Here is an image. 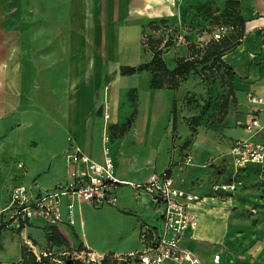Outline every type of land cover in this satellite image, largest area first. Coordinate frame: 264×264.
<instances>
[{
    "label": "crops",
    "instance_id": "crops-1",
    "mask_svg": "<svg viewBox=\"0 0 264 264\" xmlns=\"http://www.w3.org/2000/svg\"><path fill=\"white\" fill-rule=\"evenodd\" d=\"M227 1L239 2L245 22L241 44L223 57L235 74L236 102L217 128L195 129L183 157L179 148L170 154L169 110L183 83L175 91H152L148 71L121 76L119 69L151 60L143 46L148 24L182 29L201 20L200 9ZM177 46L162 55L165 62L174 52L170 70L176 58L188 56L186 46L178 52ZM248 94L264 98V0H0V213L13 187L38 193L64 186L71 147L96 164L109 159L122 183L115 207L72 200L73 226L67 225L69 202L59 199L58 229L72 249L82 243L99 257L141 252V231L159 232L161 218L154 198L130 185L169 170L175 188L201 199L189 207L197 227L180 247L203 264H213L200 256L206 245L220 254L218 264H264V163L236 170L230 155L237 141H261L244 128L254 118L264 125V107L250 105ZM133 111L128 131L112 136L110 129L125 125ZM176 131L174 146H180L188 134L181 118ZM216 184H233L235 191L213 193ZM251 212L258 218L254 227L241 221ZM35 222L0 232V264L15 263L29 238L44 246L45 224ZM125 233L129 240L118 250L103 246L109 235L120 240Z\"/></svg>",
    "mask_w": 264,
    "mask_h": 264
},
{
    "label": "built area",
    "instance_id": "built-area-1",
    "mask_svg": "<svg viewBox=\"0 0 264 264\" xmlns=\"http://www.w3.org/2000/svg\"><path fill=\"white\" fill-rule=\"evenodd\" d=\"M247 101L252 106L264 107V98L248 94ZM244 128L255 135H261V141L253 143L246 140L234 143L230 155L236 170L247 165L264 163V125H260L254 118ZM105 141H108L107 137ZM68 153L67 159L71 169L64 186L38 193L22 186L11 189L8 203L0 213L6 230L12 229V225L19 228L20 224L26 225L37 219L44 224L58 227L63 219L60 213L61 197H65L69 202L65 206L68 226L74 224L72 205L74 199L93 207L116 206V191L122 183L114 177L112 162L106 159L102 164H96L71 147ZM130 186L135 192H145L154 198L159 206L161 228L159 232L143 229L139 237L144 249L127 257L131 260L136 259L137 264H203L192 252L180 247V240L185 233L197 227V220L190 214L189 207L197 204L200 199L175 188L168 171L152 175L142 185ZM214 189L222 193H233L235 186L220 184ZM90 256V253L82 252L76 255V258L92 262ZM117 260L121 258L117 257ZM219 260L220 254L217 253L213 255L211 261L218 264Z\"/></svg>",
    "mask_w": 264,
    "mask_h": 264
},
{
    "label": "trees",
    "instance_id": "trees-1",
    "mask_svg": "<svg viewBox=\"0 0 264 264\" xmlns=\"http://www.w3.org/2000/svg\"><path fill=\"white\" fill-rule=\"evenodd\" d=\"M211 8L204 12L208 16L218 13V18L224 19L225 23L230 26V32L212 38L205 45L188 44L187 57L176 58L175 66L172 70L168 69L162 55L165 51L171 48L175 40L168 37L163 41L153 39L151 36H143V46L145 51L151 54V60L148 63L140 64L134 67H121L119 74L122 76H131L143 71H148L150 76L149 89L152 91L170 90L175 91L184 80L190 75H196L202 82H214L218 78L221 89L226 90V93L217 97V119L216 123H221L227 114L229 105L236 102L234 96L233 81L235 74L233 69L223 61V57L232 52L239 46L245 37V22L239 12L238 1H227L224 4L223 11L219 13L218 8L214 4H209ZM206 7V6H205ZM147 30L159 31L160 29L170 30V27L165 21L159 23H150L146 26ZM131 103L134 99L130 97ZM135 111L126 121V124L121 127H112L110 129L112 136H123L133 124ZM176 118L175 108L172 110V132L175 131ZM169 171V170H167ZM31 223L20 224L18 231H21L24 226H29ZM5 225L0 219V232L4 231ZM45 234V244L43 249L34 240L29 238L33 246L42 249L39 255H36L32 249L23 245L21 248L20 258L13 264H94L76 258L74 254L89 253L85 250L82 243H79L76 249H72L63 236L59 232L58 227L47 225L43 227ZM72 255V256H71ZM117 260L114 254H107L102 257L101 261L96 264H137V260H131L127 256L120 257Z\"/></svg>",
    "mask_w": 264,
    "mask_h": 264
},
{
    "label": "rangeland",
    "instance_id": "rangeland-1",
    "mask_svg": "<svg viewBox=\"0 0 264 264\" xmlns=\"http://www.w3.org/2000/svg\"><path fill=\"white\" fill-rule=\"evenodd\" d=\"M211 8L210 6L204 7L200 9L201 20H197L182 26L180 28L170 27V30L160 29L159 31H152L147 30L145 32V36H151L153 39H160L163 37V41L167 40L168 37H171L175 40L174 46H177L176 51L178 52L182 46H188V44H195V45H205L208 43L212 38H217L218 36L225 35L230 32V26L225 23L224 19L218 18V13H214L211 16H207L205 14V10ZM219 13L223 11L224 6L217 7ZM184 33H191V36L185 35ZM181 37V39H177V37ZM145 39H143L144 41ZM176 55H179L178 53ZM174 58V52L169 51L165 55V64L166 66H171L172 60ZM179 92H177L175 99L170 107L169 110V121L172 124V110L175 108V118H176V125L178 119H183V124L188 131L186 138L182 140L180 146H174L176 140V127L175 131L170 133V149L169 153L172 154L173 150L179 148L180 152L179 155L181 157L184 156V152H189L193 143V137L195 134V129L199 126L206 128L207 130L217 128L215 123L217 119V107H218V100L217 97L221 94L226 93V90L221 89L219 85L218 78L212 83L210 81L202 82L196 75L189 76L186 80L182 82ZM146 89V80L143 79L140 82V91H144ZM139 90V89H138ZM135 91L129 93V98H135ZM233 104L229 105L232 106ZM226 182V181H225ZM219 185L216 184L212 187L213 193H222L220 191H216L214 188ZM231 194V193H227ZM201 200V199H200ZM200 204V201L197 203ZM249 215V214H248ZM242 217L241 221L243 220L248 226L254 227L258 221V218L253 216V212L250 213L249 216ZM38 225L42 226L44 224L41 220H36ZM262 225H264V220H262ZM245 226L243 225V228ZM160 228V223L158 225ZM64 229V228H62ZM234 230V229H233ZM120 240L117 238H112L111 235L104 241L103 246L106 248H112V250H118L121 246L122 242L126 244V241L129 240L130 233H125L120 235ZM121 243V244H120ZM129 243V242H128ZM25 245V244H24ZM130 244H128L129 246ZM27 246V245H26ZM32 251L39 255L42 249H38L37 247L33 246L30 242L28 246ZM215 247L206 245L203 249H200V256L204 257L206 260H212L214 254ZM90 261L96 264L99 263L102 257L94 256L90 251ZM93 255V256H92ZM72 256V255H71ZM73 256H76L74 254ZM118 257V256H117ZM122 257V256H121ZM225 260H221L220 264H224Z\"/></svg>",
    "mask_w": 264,
    "mask_h": 264
}]
</instances>
